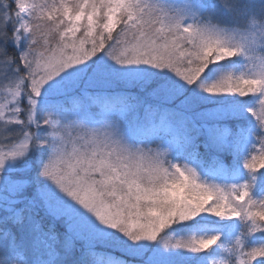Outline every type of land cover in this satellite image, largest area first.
I'll return each instance as SVG.
<instances>
[{
    "label": "snow or ice",
    "instance_id": "6c2138e0",
    "mask_svg": "<svg viewBox=\"0 0 264 264\" xmlns=\"http://www.w3.org/2000/svg\"><path fill=\"white\" fill-rule=\"evenodd\" d=\"M0 264H264V0H0Z\"/></svg>",
    "mask_w": 264,
    "mask_h": 264
}]
</instances>
